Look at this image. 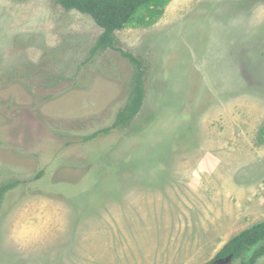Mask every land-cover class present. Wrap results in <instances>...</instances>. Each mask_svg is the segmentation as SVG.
Wrapping results in <instances>:
<instances>
[{
	"label": "rangeland",
	"instance_id": "374dc122",
	"mask_svg": "<svg viewBox=\"0 0 264 264\" xmlns=\"http://www.w3.org/2000/svg\"><path fill=\"white\" fill-rule=\"evenodd\" d=\"M163 9L92 55L91 15L0 0V264H204L264 220V0ZM121 51L143 105L86 139L130 98Z\"/></svg>",
	"mask_w": 264,
	"mask_h": 264
},
{
	"label": "trees",
	"instance_id": "16d2710c",
	"mask_svg": "<svg viewBox=\"0 0 264 264\" xmlns=\"http://www.w3.org/2000/svg\"><path fill=\"white\" fill-rule=\"evenodd\" d=\"M67 10L77 9L84 14L91 15L95 21L103 28L102 34L91 49V54L108 48H117L116 31L122 30L133 24L138 23L150 26L157 17L163 13V7L168 0H58ZM141 11L145 13L141 14ZM147 15V17H146ZM136 68V75L131 82L130 98L126 105L119 111L114 123L100 131L94 132L86 137L91 139L98 136L101 132L112 129H123L129 127L134 118L138 115L144 101L145 88L143 84L144 61L139 56L131 52L121 51ZM16 184V183H15ZM14 183L2 185L0 187V206L5 193L12 188ZM264 242V220L249 228L241 231L231 238L210 261L204 264H214L216 259L225 258L233 255V259L240 257L247 250ZM264 255V243L259 245L248 261L241 264H255Z\"/></svg>",
	"mask_w": 264,
	"mask_h": 264
},
{
	"label": "water",
	"instance_id": "95a60500",
	"mask_svg": "<svg viewBox=\"0 0 264 264\" xmlns=\"http://www.w3.org/2000/svg\"><path fill=\"white\" fill-rule=\"evenodd\" d=\"M232 258H233V255H229L225 258H219V259H216L214 264H228L232 261Z\"/></svg>",
	"mask_w": 264,
	"mask_h": 264
},
{
	"label": "flooded vegetation",
	"instance_id": "af4514ba",
	"mask_svg": "<svg viewBox=\"0 0 264 264\" xmlns=\"http://www.w3.org/2000/svg\"><path fill=\"white\" fill-rule=\"evenodd\" d=\"M59 3H60V5H62L63 6V4L60 2V1H58ZM64 7V6H63ZM65 8V7H64ZM66 9V8H65ZM72 10V9H71Z\"/></svg>",
	"mask_w": 264,
	"mask_h": 264
}]
</instances>
